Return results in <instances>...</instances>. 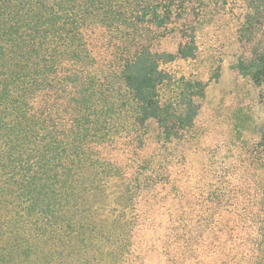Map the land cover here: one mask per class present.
I'll list each match as a JSON object with an SVG mask.
<instances>
[{"label": "trees", "instance_id": "16d2710c", "mask_svg": "<svg viewBox=\"0 0 264 264\" xmlns=\"http://www.w3.org/2000/svg\"><path fill=\"white\" fill-rule=\"evenodd\" d=\"M201 1L0 0V176L40 211L45 236L88 249L82 205L116 176L142 204L144 239L125 264H264V125L220 142L203 120L206 83L186 81L177 107L160 96L163 66L197 57ZM234 70L264 102V47ZM226 236L253 253L226 249Z\"/></svg>", "mask_w": 264, "mask_h": 264}, {"label": "rangeland", "instance_id": "374dc122", "mask_svg": "<svg viewBox=\"0 0 264 264\" xmlns=\"http://www.w3.org/2000/svg\"><path fill=\"white\" fill-rule=\"evenodd\" d=\"M200 7L202 28L198 37L197 57L189 61L177 60L163 66L170 79L160 87V96L162 100L174 106L178 105L180 92L185 89L183 84L188 80L202 81L203 84L206 83V91L200 103L203 106V120L211 124L208 128L210 135L221 142L230 138L233 128L244 126V136L257 138L264 125V102L259 98L258 89L240 79L234 68L240 59L252 58L255 52L264 47L262 5L258 0H202ZM222 11L229 14L228 18L219 23L214 22L216 15ZM164 45L169 50L175 49L171 40L165 41ZM214 110L220 114L214 115ZM2 156L3 151L0 148V161ZM103 180L99 182L100 188L93 189V192L86 196V205H82L85 211L79 220L88 226L87 230H92L90 234L93 235L92 245L83 249L80 242H73L74 244L65 248L61 242L57 243L56 237L45 236L42 226L46 222L43 223L41 216L37 215L40 211L30 215L26 211L25 202L18 201L7 191V179L0 176V262L80 264L81 261L92 260L95 264H115L118 260L125 264L124 260L129 256L126 249L130 248L131 242L137 245L136 241L144 239L141 234L142 227L138 228L141 233L138 230L133 232L136 227V204H131L121 179L112 176ZM136 207L140 209L142 204ZM246 226L235 228V232L249 234ZM130 231L133 233L128 235ZM252 234L257 233L255 231ZM155 236L158 239L157 234ZM234 237L239 236L235 234ZM123 238L127 240L125 246L120 247L118 243L124 240ZM51 239L54 241L48 244ZM225 239L222 246L233 249L238 255L241 251L249 255L254 251L252 246L233 245L234 242L228 236ZM255 249L258 254L264 252V249ZM85 255L86 260L83 258ZM51 256L53 259L50 261ZM175 260L183 262L181 256H177ZM151 261V264H157L159 259L152 257Z\"/></svg>", "mask_w": 264, "mask_h": 264}]
</instances>
